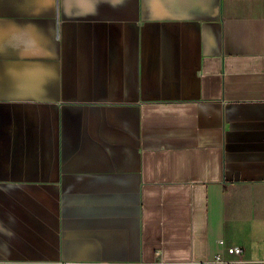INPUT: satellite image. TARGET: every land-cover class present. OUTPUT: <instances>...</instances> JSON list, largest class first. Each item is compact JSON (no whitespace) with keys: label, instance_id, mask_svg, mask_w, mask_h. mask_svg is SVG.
Masks as SVG:
<instances>
[{"label":"crops","instance_id":"1","mask_svg":"<svg viewBox=\"0 0 264 264\" xmlns=\"http://www.w3.org/2000/svg\"><path fill=\"white\" fill-rule=\"evenodd\" d=\"M264 264V0H0V264Z\"/></svg>","mask_w":264,"mask_h":264},{"label":"built area","instance_id":"2","mask_svg":"<svg viewBox=\"0 0 264 264\" xmlns=\"http://www.w3.org/2000/svg\"><path fill=\"white\" fill-rule=\"evenodd\" d=\"M226 251L229 255L238 256L239 258H241L243 255V249L240 247H230V248H227ZM214 261L218 262V263H222V264H237V263L243 262L242 258L237 260V261L236 260H227L226 258H224L223 254L217 255L214 258ZM61 264H78V263L69 261V262H62Z\"/></svg>","mask_w":264,"mask_h":264}]
</instances>
